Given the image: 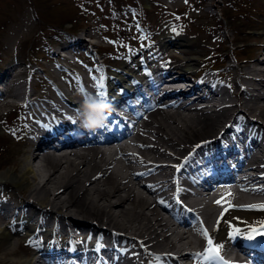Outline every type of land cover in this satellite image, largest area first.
<instances>
[{
  "label": "bare ground",
  "instance_id": "obj_1",
  "mask_svg": "<svg viewBox=\"0 0 264 264\" xmlns=\"http://www.w3.org/2000/svg\"><path fill=\"white\" fill-rule=\"evenodd\" d=\"M253 36L261 40L254 48L256 56L244 69L229 64L226 68L228 73L223 74L229 76L232 82L218 81L208 74V77H203L204 80L190 87L187 85L180 92L182 98H177L171 106L173 110L165 111L155 102L138 127L137 123L133 124L131 138L110 145L117 148L94 145L50 152L42 148L48 143L45 135L34 149L27 148V141L19 167L0 170V184L9 182L15 189L27 188L30 192L26 195V207L14 209L7 202L0 203V225L7 218L15 219L20 215L34 223V226L27 225L25 233H38L47 227L50 235L60 234L68 240L74 236L93 235L94 226L98 238L101 235L107 237V250L117 252L118 264H141L138 255L145 254L155 259L152 264H179V261L191 258L193 253L190 252L201 247L202 239L194 229L187 227L184 208L171 205L168 215L161 210L158 204L163 190L174 188L180 194L187 173L200 167L199 159L203 165L217 163L219 159L215 153L223 152L221 148L230 152L233 142L242 140L240 146L245 147L248 162L245 168L239 170V183L216 191L210 205L196 200L184 202L203 216L205 227L212 226L214 222L210 235L217 243L225 247L231 242L230 226L242 230L232 240L237 237L248 239L246 233L260 208L225 211V204L264 205V174H260L264 172V155L259 161L254 159L259 154L257 150L264 153V31ZM160 43L162 48L169 45V51L174 55L180 54L181 58L171 57L170 61L175 64L169 68L174 74L173 81H183L186 73L194 69L197 56L191 52L193 42L179 35L166 34ZM78 44L85 46L83 42ZM134 68L135 64L123 63L121 70L107 79V83L132 81L128 79ZM57 91L60 101L54 102L56 106H51L52 100L39 101L43 119L39 120L35 130L44 133L43 130L56 121L66 116L74 119L79 112L84 99L81 94L77 96L78 100H72L66 92ZM5 94L7 92L1 95ZM68 102L72 105L67 106ZM200 102H203L202 107L198 104ZM7 104L0 100V106ZM58 125H54V130L59 128ZM217 135L224 141L222 145L219 140H212ZM83 137V134L75 132L69 135L73 141ZM189 150H193L192 154ZM207 151L208 154H205ZM210 156L212 159L208 158ZM220 161V172L224 173L223 167L227 164L224 160ZM207 179L196 184L195 188L200 189L206 181L208 184L215 181ZM229 179L218 178L219 181ZM218 200L222 202L217 204ZM221 213L224 215L217 227ZM13 233L8 225L0 228V261L5 264H39L42 259L40 251L16 256L21 246H15ZM119 243H130L138 249V255L132 252L122 255V251L115 246ZM36 246L41 249L46 247L42 242H37ZM85 260L89 259L82 257L80 263H90Z\"/></svg>",
  "mask_w": 264,
  "mask_h": 264
},
{
  "label": "rangeland",
  "instance_id": "obj_2",
  "mask_svg": "<svg viewBox=\"0 0 264 264\" xmlns=\"http://www.w3.org/2000/svg\"><path fill=\"white\" fill-rule=\"evenodd\" d=\"M135 1L142 4L143 9L146 10H143L144 12L152 10V17L148 20L152 31L153 26L154 31H157L156 24L169 22L171 29L192 40L195 49L202 50L204 57L210 55L216 57L211 63L216 70L210 71L213 72L212 75L220 77L222 82H232L229 76L223 75L227 72L225 68L229 63L244 69L249 62L248 59L256 56L254 48L261 40L251 36L252 33L247 32L246 29L253 30L257 34L264 31V0H0V57L4 58V63L0 65V73L8 67L6 64L10 58H14L17 54L20 58L18 60L20 68L18 66L12 68L13 70L10 68L7 80L11 73H15L10 77L9 82L13 84L2 100L20 102L25 93L28 98L37 102L35 97H40L42 100L46 96L47 93L39 88L34 98L28 94L30 81L34 80L29 75V70L33 69L34 64H40L45 69L46 76L56 81L60 87L66 85L64 78L67 77L62 69L72 68L76 70L77 75L80 74V69L85 70L79 66L84 58L82 54L81 56L76 54L68 61L61 57L68 52L65 48L61 50L62 43L56 44L55 34L69 32L77 39L81 37L90 48L92 44L97 43L100 46L93 49L96 50L104 66L108 63L112 64L117 60L116 58L120 60L124 53L127 54L142 46H153L154 39L149 38L148 41H144L143 38L135 39L136 30L133 24L142 19L143 13H129L128 6ZM158 4L165 5L167 12L162 14L158 10ZM113 10L120 15L118 20L111 16ZM131 23L132 29L129 25ZM50 25L54 29L48 30L47 27ZM39 28L46 31L43 33L44 40L39 41L41 45L38 43V37L34 38ZM123 29L124 31L121 32ZM44 45L51 46L54 52L47 61L42 56L46 51L42 47ZM154 52L158 54L159 51L155 48ZM219 55L221 60L218 58ZM84 60L88 62L87 59ZM34 69L33 73L41 76L37 68ZM46 81L43 79L42 82L47 88ZM6 109V106H1L0 113ZM18 111H22L27 117L30 109L26 107ZM9 115L5 121L3 120V124L0 123V170L8 167L18 168L22 157L23 142L6 131L5 123L8 122ZM26 117L24 120L27 119ZM29 117L28 121L31 122ZM7 186L12 187L9 184ZM15 191V194L23 196L30 193L27 188ZM17 251L16 256L22 254L21 249L18 248ZM0 264L5 263L0 261Z\"/></svg>",
  "mask_w": 264,
  "mask_h": 264
},
{
  "label": "snow or ice",
  "instance_id": "obj_3",
  "mask_svg": "<svg viewBox=\"0 0 264 264\" xmlns=\"http://www.w3.org/2000/svg\"><path fill=\"white\" fill-rule=\"evenodd\" d=\"M103 80L104 77L101 76L99 78V84L100 87L103 88ZM83 91V89H81ZM101 97L106 96V92L100 91L98 93ZM230 195V194H229ZM222 201L218 200L216 201L217 204H220ZM234 207V206H230ZM246 208H253V207H259L261 210H264V205L254 206V205H247L242 206ZM225 211H228L226 208ZM224 213H221V217L217 221V227L219 226L220 220L223 218ZM231 230L229 232V239L235 238L236 235L241 234V229L235 226H230ZM202 233L206 238L207 244L203 252L201 253H195L193 255L201 257L205 261H211L213 264H233V262L224 261L223 257L220 255L221 249L223 245L217 244L213 238L210 236V234L207 232L206 229H202ZM247 237L249 239H255L256 237H264V222H260L259 226H252L249 227L247 233Z\"/></svg>",
  "mask_w": 264,
  "mask_h": 264
},
{
  "label": "clouds",
  "instance_id": "obj_4",
  "mask_svg": "<svg viewBox=\"0 0 264 264\" xmlns=\"http://www.w3.org/2000/svg\"><path fill=\"white\" fill-rule=\"evenodd\" d=\"M112 105L106 99H99L93 95L86 96L81 104L80 110L74 117L80 122L85 130L95 131L103 128L107 121Z\"/></svg>",
  "mask_w": 264,
  "mask_h": 264
}]
</instances>
